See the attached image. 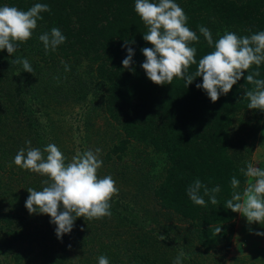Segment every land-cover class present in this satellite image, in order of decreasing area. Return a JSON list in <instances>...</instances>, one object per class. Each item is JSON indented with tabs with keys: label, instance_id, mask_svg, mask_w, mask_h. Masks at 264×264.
I'll return each instance as SVG.
<instances>
[{
	"label": "rangeland",
	"instance_id": "1",
	"mask_svg": "<svg viewBox=\"0 0 264 264\" xmlns=\"http://www.w3.org/2000/svg\"><path fill=\"white\" fill-rule=\"evenodd\" d=\"M212 21L208 27L217 40L225 31ZM43 33L38 25L13 55L0 51V264H98L101 255L109 264H173L181 251L187 254L182 264H264V236L256 234L264 232L261 223L249 224L236 212L230 243L204 248L189 220L159 204L153 188L166 161L149 145L123 142L120 126L106 111L107 84L97 76L96 64L46 53L39 40ZM16 57L28 59L34 74L13 63ZM230 131L232 158L245 168L247 162L264 168V111L237 112ZM28 140L41 150L54 143L66 162L78 151L101 149L98 176L111 175L119 189L109 201L111 217L77 218L62 240L49 215L30 214L27 189L42 190L47 177L13 163ZM7 211L25 218L20 238L4 231L1 218Z\"/></svg>",
	"mask_w": 264,
	"mask_h": 264
},
{
	"label": "trees",
	"instance_id": "2",
	"mask_svg": "<svg viewBox=\"0 0 264 264\" xmlns=\"http://www.w3.org/2000/svg\"><path fill=\"white\" fill-rule=\"evenodd\" d=\"M179 2L188 17L187 26L199 36V42L191 45L197 48V63L213 50L198 28L203 25L209 29V20L239 36L264 31L262 0ZM36 3L51 9L41 13L43 19L38 21L44 32L56 27L66 36L56 54L64 60L80 56L96 64L97 76L107 84L106 111L120 126L123 142L134 140L149 145L166 161L162 180L153 188L159 204L189 220L204 248L228 245L236 215L225 207L232 195L231 179L235 176L240 186L246 182L240 172L245 167L232 158L229 147L233 144V117L247 109L245 93L253 88L246 82L247 72L215 103L196 87L203 82L202 77L188 86L180 78H174L172 84L157 85L142 68L146 60L142 49L153 45L143 39L147 27L135 12V0H0V6L25 11ZM126 43L134 51L129 68L122 64L128 54ZM196 69L197 65H191L189 73ZM256 70L255 65L249 69ZM258 70L257 78L264 79V63ZM196 179L209 189L219 185L218 204L213 205L207 196L204 206L191 201L187 189ZM1 220L8 236H22V215L7 211ZM217 227L222 229L220 234H215Z\"/></svg>",
	"mask_w": 264,
	"mask_h": 264
},
{
	"label": "clouds",
	"instance_id": "3",
	"mask_svg": "<svg viewBox=\"0 0 264 264\" xmlns=\"http://www.w3.org/2000/svg\"><path fill=\"white\" fill-rule=\"evenodd\" d=\"M134 7L147 27L143 39L153 45L142 49L146 57L142 68L153 83L172 84L174 78H180L188 86L197 77H202L203 82L196 87L203 89L215 103L222 94L227 95L238 81L245 78L247 72L246 82L253 86L245 93V99L249 101L247 108L264 111V79L257 78L260 76L258 69L264 63V31L245 36L225 31L223 35L217 34L219 38L214 41L211 31L199 25L200 34L213 50L197 63V48L191 45L199 42V36L187 26L188 17L175 0H135ZM50 11L49 5L42 3H36L26 11L15 6H0V51L6 49L9 55H13L19 44L32 38L38 21L43 19L41 13ZM39 40L47 53L64 43L66 36L59 28L53 27L50 32L41 34ZM127 53L122 61L125 68L130 67L134 56L131 47H127ZM12 62L22 64L24 71L34 74L28 59L16 57ZM191 65H197L194 73H189ZM253 65L257 70L250 72ZM65 70L70 71L67 64ZM25 143L28 146L19 149L13 163L47 177L41 182L42 190L27 189L30 195L25 206L30 214L49 215L50 222L56 225V235L61 239L64 234L72 232L77 218L91 220L111 217L109 201L118 195L119 189L111 175L98 176V169L103 165L101 149L78 151L66 162L67 157L54 143L47 144L42 150L32 147L30 140ZM240 172L246 177L245 186L238 191L240 180L232 177V195L225 207L245 216L249 224L259 222L264 225V168L247 162V167L241 168ZM220 191L219 185L209 189L196 179L188 187L187 194L196 205L204 206L205 196L216 205ZM221 231L217 227L215 234ZM256 234L264 236V232ZM184 258H187V254L181 251L173 264H182ZM98 264H109V259L101 255Z\"/></svg>",
	"mask_w": 264,
	"mask_h": 264
}]
</instances>
